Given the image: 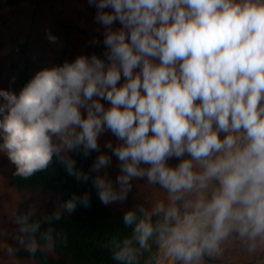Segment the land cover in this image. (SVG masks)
Wrapping results in <instances>:
<instances>
[{
  "label": "clouds",
  "instance_id": "9594fccd",
  "mask_svg": "<svg viewBox=\"0 0 264 264\" xmlns=\"http://www.w3.org/2000/svg\"><path fill=\"white\" fill-rule=\"evenodd\" d=\"M88 3L104 59L81 54L39 69L18 93L0 89V152L13 175L33 177L55 158L87 182L70 153L95 151L105 206L126 201L133 180L163 189L164 199L124 212L129 234L107 245L115 264H205L232 241L264 252V0ZM105 131L119 141L105 144L119 162L115 183L102 172ZM78 205L90 206L88 193L42 217L14 213L15 243L32 256L41 242L52 249L54 222Z\"/></svg>",
  "mask_w": 264,
  "mask_h": 264
},
{
  "label": "rangeland",
  "instance_id": "374dc122",
  "mask_svg": "<svg viewBox=\"0 0 264 264\" xmlns=\"http://www.w3.org/2000/svg\"><path fill=\"white\" fill-rule=\"evenodd\" d=\"M3 1L0 0V89L18 93L39 69L70 62L81 54H95L104 59L103 28L95 21L96 9L89 6L88 0H28L17 6L1 7ZM48 33L57 38L55 42L48 39ZM24 42L27 43L26 51L13 49L16 44ZM24 70L25 81L20 85ZM101 102L105 107L109 106L106 101ZM109 141L114 145L119 143L109 131L98 137L100 152L111 156V164L102 172L106 171L115 183L119 162L105 148ZM94 153L96 157L100 154ZM178 162L176 158L168 161L173 166ZM12 167L7 155L0 152V264H39L34 259L8 255V247L23 248L14 240L16 225L13 214L34 208L36 214L42 216L50 209L55 210L62 201L56 190L15 189L9 184ZM146 183V180H133L127 200L110 204L108 209L111 212L128 210L146 199L155 201L166 197L163 189ZM41 248L56 256L53 248L46 245H41ZM216 259L215 263L205 261V264H264V252L250 254L239 241H232L224 246L223 255Z\"/></svg>",
  "mask_w": 264,
  "mask_h": 264
},
{
  "label": "trees",
  "instance_id": "16d2710c",
  "mask_svg": "<svg viewBox=\"0 0 264 264\" xmlns=\"http://www.w3.org/2000/svg\"><path fill=\"white\" fill-rule=\"evenodd\" d=\"M28 0H4L1 7L17 6ZM27 43H20L14 46L15 51H26ZM26 70L23 71V85ZM76 162V167L89 173L87 182L77 181L74 176L67 173L63 164L53 159L52 165L44 172H38L33 177L24 179L13 175L15 166L9 174V184L17 190L41 189L43 191L56 190L62 203L71 197L73 193L80 196L88 193L90 206L85 208L77 206L72 214L64 213L59 221L54 222L57 234L53 250L56 256L49 255L44 248L38 250L32 256L24 248H17L15 254L18 257L34 259L39 264H115L111 259V251L108 242L113 236L123 237L129 234L123 224V214L126 210L111 212L107 206L101 203L97 190L92 184L90 172L91 166L96 159L93 152L87 156L80 152L70 153ZM50 209L44 215L51 214ZM42 215V216H44ZM38 216L37 217H42ZM44 224L42 227H46ZM41 245H45L41 242ZM205 261L215 263L216 258H205ZM251 264V263H248Z\"/></svg>",
  "mask_w": 264,
  "mask_h": 264
}]
</instances>
